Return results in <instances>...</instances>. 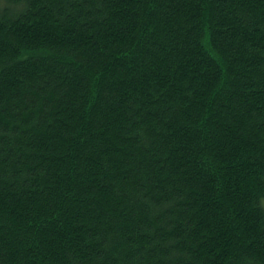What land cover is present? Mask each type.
Listing matches in <instances>:
<instances>
[{"label": "trees", "instance_id": "trees-1", "mask_svg": "<svg viewBox=\"0 0 264 264\" xmlns=\"http://www.w3.org/2000/svg\"><path fill=\"white\" fill-rule=\"evenodd\" d=\"M0 264H264V0H0Z\"/></svg>", "mask_w": 264, "mask_h": 264}]
</instances>
